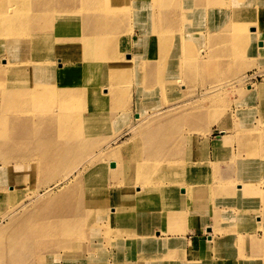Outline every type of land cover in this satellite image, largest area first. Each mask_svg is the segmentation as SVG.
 Wrapping results in <instances>:
<instances>
[{"label":"rangeland","instance_id":"1","mask_svg":"<svg viewBox=\"0 0 264 264\" xmlns=\"http://www.w3.org/2000/svg\"><path fill=\"white\" fill-rule=\"evenodd\" d=\"M185 1L190 10H187L184 17L182 13V17L178 15V9L185 4L184 0L166 2L163 7L158 9L161 17H167L164 26L170 30L169 45H179L180 52L171 48L166 53V57H160L163 51L161 47L162 51L159 52L155 48L156 53L155 51L153 53V46L151 52L148 51L150 44L146 43L145 38L141 44L138 43L142 32L136 18L128 20L124 17L121 27L101 40L100 44L104 45L108 38L121 44V50L124 52L117 53V63L125 62L129 55H134L137 58L134 60L140 65L138 75L131 74L134 67L129 69L126 65L123 68L121 64L114 66L111 63L110 66L96 64L97 61H108V52L105 47L92 52L89 58L96 69L95 74L89 79L83 78L71 83H77L80 89L70 93L74 94V98L68 99L69 107L63 109L65 113L78 110L76 116L72 120L68 117L70 121L67 125L63 123L64 116H60L59 125L63 128L52 136V145L50 150L45 149L42 152V161L37 160L38 156L32 152L29 142H39L40 140L35 139L42 135L36 127L33 115L38 114L39 111L46 114L49 109L38 106L31 114L26 113V109H20L17 105H13V108L7 112L11 117L21 113L24 118L28 119L29 127H23L20 131L24 139L26 136L28 139L19 141V144L22 142V157L19 160L26 163L19 171L20 180L17 182L19 190L14 198H4L0 193V264H73L75 262L80 264L85 260V257L87 264H136L133 257L135 243L123 242V239H128L129 234H134L138 226L141 227L138 222L139 219H142L143 212L148 216L143 219L147 222L145 231L151 230L150 233H153L154 236L159 234L155 231H160V235L157 236L159 239L162 238L160 239L162 243L156 248L162 252L165 250L170 253L168 256H159L163 258L161 259L163 264H184L189 260L190 250L196 248L202 251L200 256L194 257V261H199L198 263L206 259L217 262L220 259L236 258V264H264L262 261L264 238L260 237L264 232V225L259 224V221L262 220V212L259 213V211L264 208V198L256 197L257 200L253 196L244 198L256 200L253 202L254 208L248 212V209L244 210L234 202L239 198H229L230 194L216 196L217 203L222 202L233 207L237 216L234 212L235 217L229 220L228 217H225L226 214L217 215L222 219L219 227L217 225L215 229L208 228L206 230L205 226L200 225L204 203L206 199L208 200L205 196L212 190L206 174L204 179H200V185L196 184L197 180H195L192 181V185H189L191 187L183 188L190 191L188 198L170 200L137 196L140 195L136 192L137 187L142 193L147 194L150 181L154 179L157 169L168 164L180 167L181 163H185L183 166L185 173L191 174L194 171L201 177L200 165L202 164L200 162H203L205 169L208 168V138L214 135L217 137L223 135L224 140H228L230 137V141H223L226 149L222 148L221 154L220 152L214 154L212 149L214 156L220 158L219 156L224 154H235L238 158V173L229 179L221 180L218 177L217 183L228 186L234 184L235 180H240L241 183L246 181L247 184L248 180L246 179L250 177H246L243 170L250 169L252 178L259 179L258 189H264V159H262L264 158V130L260 129L259 132H254L252 137L245 134L251 125L264 128V90L262 94L246 92V88L251 86L255 88L257 83L264 82V53L258 54L254 58L251 57L253 54L247 53V50L241 46L236 57L233 55L230 57L225 48L224 50L221 48L222 53L215 51L211 41H207L208 36L204 43L200 42V35L211 31V28L208 27L211 25L208 20L211 13L219 15L220 9L228 8L230 2L221 1L216 5V3H212L216 0H207L206 2L209 3L204 6L205 13L200 16V4H192L193 0ZM237 2L238 6H241L240 8L252 13V18L260 17V23H263L264 14L261 11L259 14L258 9L264 5V0H237ZM127 5L128 0L126 4H118L116 7L127 15L125 11ZM214 5L216 8L213 7ZM8 6L19 7L20 5L19 3L11 4L8 0H0V8L5 12L8 11L6 9ZM88 7H92L90 3L79 8L75 7L76 11H72V18L77 19V15L89 10ZM138 7L140 8L139 5ZM196 7L197 10L193 11L192 9ZM71 16L68 12V19ZM246 17L249 18V16ZM69 23V20H66L55 26L54 29L57 33L52 34L50 39L56 43H59L57 40L60 38L72 39L74 32L71 27L69 32L65 33H61L64 30L60 29ZM156 24L155 22L153 25L155 28ZM6 26L5 21L0 22L1 30H4ZM116 32L119 34L116 35ZM146 33L147 36L149 30ZM127 38L130 40L128 43ZM181 39H185V41H181ZM26 40L22 35L15 39L0 38V103L2 102L1 95L8 90L16 97L13 101L24 104L25 100H21V98L25 99L24 95L40 87L42 76L39 71L28 74L32 64L26 59L31 53L28 50L31 46ZM125 44L128 46L126 47ZM145 46L147 47L144 51ZM232 47H234V43H232ZM73 48V45L66 47L67 52L64 57L74 64L79 60V56L73 51ZM226 53L230 60L223 57L226 56ZM179 54L181 60L178 59ZM10 56L15 58L10 59ZM161 58H163V65L159 62ZM231 60L232 62L228 63L229 66L226 65V62ZM248 60H251L252 64L248 63ZM151 63L152 66L156 64L159 67L155 70L158 75L156 74L155 77L152 74L143 77L142 69H147L146 66H150ZM14 67H16L15 71ZM8 77H30L33 80L30 82L29 88L25 83L20 84V80L13 84L6 82L5 79ZM155 78H157V83ZM146 80L147 82H145ZM88 86H93L95 90L87 91ZM145 87H148V90ZM98 89L107 93L108 97L96 100ZM68 92L63 90L55 96V99H60L62 93L67 96ZM79 109L84 110L85 114L91 111H94V114L91 118L87 115L78 116L77 114L81 112ZM133 121L136 122V125L131 130ZM150 128H156L158 132V136L153 139L148 133ZM227 128L230 129L227 130ZM159 133L162 136H159ZM48 134L49 132L43 135ZM6 136L0 135V143H3L0 146V152H9L11 149L7 147L8 143H11V136ZM235 138L234 144L237 147L233 149L232 140ZM125 141H128V144L124 152L115 156L109 155L112 150L118 148ZM246 142L250 144L247 149H245ZM160 143H162V148L164 143V148L159 150L161 153L153 154L154 145ZM174 147H177L174 154L167 152L169 148L173 149ZM68 148L73 149V155L69 153L64 155V151ZM181 148L183 151H189L184 157L185 161L182 160L180 154ZM16 150L18 149L16 148ZM23 151L25 152L23 153ZM7 156L9 157V154H2L0 159ZM14 158L17 157L14 155L9 159V162L13 163ZM63 160L65 161L63 162ZM1 162L0 166H2ZM196 168L199 169V172ZM28 175L30 176L27 177ZM61 176L64 177L60 179ZM123 179L126 180V185L129 187V196L122 198L126 199V202L121 204L123 189L120 183ZM217 183L212 191H216L219 186ZM0 185L2 186L0 191L8 192L9 187H14L15 183L2 181ZM61 187L63 188L59 191ZM37 190L39 193L40 191L44 193L39 197L40 199L37 198L29 203L30 197ZM104 191H110L111 194L116 195L110 205L117 206V200H119L117 207L96 208L97 205H101L100 201L103 199L100 194ZM196 195L200 198H196ZM213 195L214 193L211 197ZM118 196L120 198H117ZM47 198H55V200L45 203L47 209L37 210L36 207L41 206ZM107 202L105 200L104 204H108ZM23 203L26 205L25 208L16 209ZM158 204L165 208L160 209ZM140 208H143L144 211L142 212ZM80 209V215L76 219L74 217L75 210ZM155 210H157V215H160L159 218L169 217L166 222L154 221L149 218ZM241 212L248 213L240 216ZM218 218L216 219L219 221ZM78 220L82 225L81 231L85 234L74 238L70 248L58 247L59 240L56 235L62 233L68 226L77 224ZM34 222L35 227L33 226ZM44 222L54 225L45 230ZM27 230H31L28 237L31 236L32 239L40 235L38 232L51 233L52 237L49 238V243H56L55 251L50 252L49 248L37 249L31 243L29 246L24 245L25 243L22 241L26 237L24 232ZM121 230L125 231L123 238L122 234L120 235ZM249 231H255V234L261 239L257 242L263 252L254 250L256 246L252 245L251 238L244 237ZM200 232L209 235L217 234L218 239L213 244H210L208 239L200 247V239L196 237L193 244H188V237L198 235ZM15 233H19L21 239L12 243L9 238ZM118 237L122 238L120 245L113 242ZM233 245L237 247L236 250L235 248L231 250ZM236 251L237 255H234ZM115 256L119 257L117 261L113 260Z\"/></svg>","mask_w":264,"mask_h":264},{"label":"bare ground","instance_id":"2","mask_svg":"<svg viewBox=\"0 0 264 264\" xmlns=\"http://www.w3.org/2000/svg\"><path fill=\"white\" fill-rule=\"evenodd\" d=\"M126 1L127 0H8L9 3L11 4L19 3L20 6L19 7L8 6L6 7V9L8 10L7 12H5L4 9L0 8V22L5 21L7 23V26L4 30L0 29V38L6 37V38L15 39L20 35H22V37H25L27 39L26 42L28 41L27 43L31 46V48H29L28 50H30L32 53V54L29 53L28 59H26L27 61H30L29 63L32 64V66L29 67L30 71L28 72V74L34 73V71H39V74L42 76L40 87L38 89H35L33 92L24 95L25 99L21 98V100H25L24 104H22V102L13 101L16 99V97L13 96V94L8 90L4 91L3 94L1 95L2 102L0 103V135L1 136L7 135L6 137L11 136L10 139L11 143H8L7 146L11 149L9 152H0V155L9 154L10 158H13L14 155L17 157L16 159L14 158L15 161H13L15 165H12L13 163L9 162L10 158L8 156L0 159V161H2L1 162L2 166H0V172H1L0 182L4 181V182L15 183L14 187L13 186L9 187L8 192L0 191V193L3 195L4 198H14V196L17 194L19 190V186L17 185V182L20 180L19 171L22 169L23 164H26L25 162L19 160L22 157V153H21L22 142H20L19 144V141L20 139L22 141L28 139L27 136L26 139H24V137L20 134V131L22 130L23 127L28 128L29 122L28 119L24 118L21 113L16 114L13 117L7 114L10 108H13V105H17L20 109H26V113H31V114L34 108H38V106L41 108L49 109V112L46 114L41 113L39 111L38 114L33 115L35 119L36 127L42 133V135H39V137L35 140H40V141L34 143L33 141L29 142L27 140V142H29L32 152L38 156L37 160L42 161L41 160L42 152H44L45 149L50 150V146L52 145V141H51L52 136L58 131H61L63 128L61 125H59L60 116L63 115L65 118L63 121L64 125H67V123L76 116L78 110L71 113H65L63 112V109L69 107L67 103L68 99L74 98V94H70V93L77 92V90L80 89V86L77 83L75 84H71V83L80 81V79L83 78L89 79L90 76H93L95 74L96 69L95 67H93L89 58V55L92 52L96 51L97 49H101L105 47V49L108 52V57H107L108 61L101 60V61H97L96 64L99 63V66H103L104 64L110 66V63L113 66L121 64L123 68H125L124 65H126L129 69L134 67V70H131L132 71L131 74L138 75L139 72L138 70L140 69L139 68L140 65H138L139 63L134 60L137 59L134 55L132 56L129 55L126 58L125 62L119 61V63H117V53L119 54L121 52H124L121 50V44L119 42L111 41V39L108 38L106 40L105 45L100 44L103 38L110 36L108 34L116 31L117 28L121 27L124 17H126L128 20L129 18L130 20L136 18L138 25H140V27L139 26L138 27L142 32L140 39L138 40V43L141 44V41L145 38L146 43L150 44V46L148 47L149 49L148 51L151 52L152 46L154 47L153 53L155 51V48L156 50H158V52L162 51L161 50L162 48L163 51L160 57L161 56L166 57V53L169 52L171 48H173L174 50H178L180 52L179 45L178 46L169 45L168 41L170 37H168L169 36L168 34L170 30H168V28L164 26L166 24L165 22L167 17H161L162 15L158 11V9L163 7L166 4V2L167 3L169 1L173 2L174 0H168V1L167 0H128L127 9L125 10L127 12V15L124 12H121L120 8L117 9L116 7V5L118 4H122V5L126 4ZM206 1L207 0H193L192 2V4H200V16L201 14L204 15L205 13L204 6L205 4L209 3ZM221 1H229L230 5L228 6V8L225 7L221 8L219 15H217V13H211L208 19L209 23L211 24L208 27L211 28V31L209 33L206 32L207 35L201 34L200 42L204 43L207 40L206 36H208L207 41H211L213 49L215 51H218V53L219 52L222 53L221 51H223L225 48L226 52L228 53V56L230 57L232 55L233 57H236V53L238 52L241 46L243 47V49L247 50V53L253 54L251 55V57L254 58L256 57V55L258 56V54L264 53V20L262 21L263 23H260V17L252 18V13H248V11H246L244 8H240L241 6L240 5L238 6L237 0H220L219 2ZM217 2L218 0L212 3L217 4ZM88 3H90L92 7H88L89 10H87L85 13L81 12L79 15H77L78 16L77 19H73L71 14H73L72 11H76L75 7L79 8L80 6H83ZM184 3H185L184 6L178 9L179 10L178 15L180 17L182 16L184 17V14L187 13V10H190L189 8H187V2L185 0ZM138 5L140 6V8L138 7ZM192 10L196 11L197 7L193 8ZM260 11L261 13L264 14V5L258 9L259 14ZM68 12H70V16H71V18L69 19H68ZM131 13H133V15H131ZM214 15L216 18L220 19V21H218L217 23H214ZM246 16H249V18H247ZM66 20H69L70 23L64 28H60L64 30L61 31V33L69 32V28L71 27L74 32L72 33L74 34L73 38L72 39H67V37L60 38V40H57V42L59 43L53 42L50 38L52 34L57 33L54 27L59 25L62 21H66ZM155 22L157 23L156 28L155 26H153ZM147 30H149V33L146 36ZM117 34H119V32H116V35ZM181 41H185V39H181ZM231 41L232 43H234V47H232ZM128 42H130V40H128L127 38V43ZM72 45L74 46L73 51L79 56V60L74 64L72 63V61H68L64 57L67 52L66 47ZM125 46L127 47L128 44H125ZM146 47L147 46H145L144 51L146 50ZM221 48H223V50ZM156 52L157 51H155V53ZM227 53L226 56L223 57H226L228 60H230L227 56ZM9 58L13 59L15 57L10 56ZM162 59L163 58H161V60L159 59L158 60L163 65ZM178 59L181 60L180 54ZM231 62L232 60L230 62H226L227 63L226 65L229 66ZM234 62L235 60L233 61V63ZM247 62L252 64L251 60L250 61L248 60ZM152 63L150 66H146L147 69L146 68L142 69L143 77L150 76L152 74L156 77L157 73L155 72V70H157V68L159 67H157L156 64L152 66L153 65ZM6 67H8V65H6ZM15 68L16 67H14V71ZM157 78H155V81ZM17 80L21 81L20 84L25 83V85H27V87L30 88L29 84L33 79L30 77H19V78L8 77L5 79L6 82H12V84L15 83ZM145 82H147V80ZM263 85L264 82L257 83L255 88H253L252 86L246 88V92L248 94H253L254 92L262 94L264 90ZM145 88H147L148 90V87ZM63 90L69 91L67 93V96H65L63 92L61 98L56 100L55 96L58 95ZM86 90L93 92L95 88L93 86H88ZM105 97H108V94L103 92L101 89H98L97 97L95 99L103 100ZM79 110L81 112L77 114L78 116L87 115L89 118H91L94 114V111L87 112L85 114L84 110L81 109ZM68 117L70 120L68 119ZM131 123H134L133 126L131 127L132 130V128L135 127L136 122L133 121ZM64 127L67 128L68 126H64ZM151 128L148 133L149 135H151V138L153 139L154 137L158 136V132L156 128L153 129ZM228 129L230 128H227V130ZM260 129L264 130V128H262L261 126L258 127L256 125L255 126L251 125L249 128H247L246 133H248L247 135L249 137H252V134L254 132H259ZM47 132H49L48 135H43L46 134ZM20 136H22V138H20ZM159 136L162 135L159 133ZM127 144L128 141H125L123 144L119 145L118 148L112 150L109 155L115 156L124 152V149L127 146ZM2 145L3 143H0V146ZM249 145L250 144L246 142L245 149H247ZM16 148L18 150H16ZM163 148H164V143H163ZM163 148H162V143L158 145H154L152 153L155 155L156 154L159 155L161 153V151L159 150H162ZM222 148H224L223 150L226 149V146L223 142L221 144L220 143L215 144L212 147L214 154H217L219 151L221 154V152H223ZM176 150L177 147L176 148L174 147L173 149L169 148L167 152L168 153L172 152V154H174ZM24 152L25 151H23V153ZM68 153L73 155V149L68 148L67 150L64 151V155H67ZM188 153L189 151L187 150L183 151V149L181 148L180 154L182 156V160L184 161L186 160L184 159V157L187 156ZM29 154L31 155V157H33L31 153ZM64 161L65 160H63V162ZM184 164L181 163L180 167H176L175 164H170V165L168 164L163 166L162 168L157 169L154 179L150 181V187L148 188L149 191L146 192L147 194L142 193L140 188L137 187L138 190L136 192L137 194H140L137 196L167 198L170 200L174 198H188L190 191L185 190L183 188L185 187L188 189V187H191L189 185L193 184L192 181L195 180H197L196 184L200 185V174L194 173V171L191 172V174L185 173L183 167ZM196 170H198L199 172L198 168H196ZM243 171L246 177L247 176L250 177L246 179L248 180L249 184L248 183L246 184V181L241 183L240 180H235V182L233 181L234 184H230L228 186H222L217 183L219 186L216 188V191H212V190L209 191L208 194L205 196V198H210L213 193L214 196L216 195L220 197L224 196L225 194L226 195L230 194L229 198H239L238 200L234 201L235 203H238L239 207L243 208L244 210L248 209V212L252 210L254 208L253 202L257 200L256 197L264 198V189L262 190L258 189L257 183L259 179L252 178L250 169H244ZM263 171H264V166H263ZM29 176L30 175H28L27 177ZM63 177L61 176L60 179H62ZM120 184H121V188L123 189L120 201L121 204H124L126 202V199H122V198H128L126 196H129V191H128L129 187L126 185L125 179H123L122 183ZM0 188H2L1 185ZM62 188L63 187H61L59 191H61ZM247 189L248 191H246ZM43 193L44 192L41 191L39 193L37 190L36 193L32 197H30L29 203L39 198ZM111 193L112 192L110 191L101 192L100 197L103 200L100 201L101 205H97L96 208H104L106 206L110 208L117 207L119 200H117V206L110 205L116 196ZM247 196H253L256 200L244 199L247 198ZM117 198H120V196H118ZM196 198H200V196L196 195ZM54 200L55 198H49V199L47 198V200H45L41 206L36 207V209L37 210L47 209V205L45 203L47 201H54ZM105 200L108 201L107 202L108 204H104ZM25 207L26 205L23 203L20 206H18L16 209L25 208ZM158 207L160 209L165 208V206H159V204ZM140 210L142 212L144 211L143 208H140ZM111 211L114 212L113 210ZM80 212L81 209L75 210L74 217L76 219L77 217H79ZM248 212H244V213L241 212L239 215L240 216H243V214L247 215ZM236 213L237 212H235V216H237ZM259 213H261L262 215L261 218H263L264 208H262V210L259 211ZM235 216L233 215V218ZM14 217H16V215H14ZM146 217H148L147 214L143 212L142 219H139L138 222V224L143 229L138 226L136 232L134 234H129L128 239H123V242L128 241V243L130 242L132 244L135 243V247L133 248L135 250V253L133 257L135 258L134 260L136 261V264H145L146 261L147 264H163L161 261V259L163 258L160 257L168 256L170 253L165 250L164 252H162L161 250H158L156 248L157 245L162 243V240H160L162 238L159 239L157 236L160 235V231H155L156 233L159 232V234H156L155 236L153 235V233H150L151 230L146 232L145 228L147 226V222L143 220ZM159 217L160 215H157V210H155L152 216H149L151 220L154 219V221L157 220L159 222L161 221L166 222V220L169 218L166 217L164 219H161ZM44 225H45L44 229L47 230L51 225L54 224H49L44 222ZM217 225L219 227V224ZM217 225H215L214 227H217ZM263 225H264V221L262 223V226ZM33 226L35 227V222ZM214 227L208 226L209 229ZM81 229H82V225H80V222L78 220L77 224H74V226L70 225L64 231H62V233L57 234L56 237L59 240L58 247L66 248V249L70 248V244L72 243L74 238H77V236L81 234L82 235L85 234L84 232L81 231ZM121 231L122 233H120V235L122 234V238H123V233L125 231L123 230ZM29 232H31V230L30 231L27 230L24 232L26 233L24 234L26 237L22 241L25 243L24 245L29 246L31 243V245L33 247L35 245V248L37 249L49 248L51 250L50 252H53V250L55 251L56 243H49V238L52 237L50 236L51 233L38 232L40 235L35 236L36 238L32 239L31 236L28 237ZM19 235H20L19 233H15V235L10 237L9 239L12 241V243H15V240L21 239ZM209 236L210 239L208 240V242H210V244H213L218 239L217 234L211 233ZM119 237L113 240V242H116L117 245L122 244L121 243L122 238ZM244 237L251 238L252 245L256 246L254 250H257L258 252H263L262 249L260 250L259 242H257L260 241L261 239L258 238V236L255 234V231L247 232L246 235H244ZM260 237L264 238V232H262ZM12 249L14 250V248ZM200 253H202L200 249L197 248L193 250L191 249L189 254V260L188 261L186 260L187 262L184 264H222L221 260H224V259H220L217 262H215V260L211 262L210 261L207 262V260H203L200 263H198L199 261H194V257L200 256ZM234 255H237V251L236 253L234 252ZM69 256L71 257V255ZM118 258L119 257L115 256L113 257V260L117 261ZM236 260H237L236 258L226 259V261H229L230 264H236ZM262 261H264V256H262ZM73 264H79V263L75 262ZM80 264H87L86 257L85 260H83ZM127 264H131V263H127Z\"/></svg>","mask_w":264,"mask_h":264},{"label":"crops","instance_id":"3","mask_svg":"<svg viewBox=\"0 0 264 264\" xmlns=\"http://www.w3.org/2000/svg\"><path fill=\"white\" fill-rule=\"evenodd\" d=\"M219 1L220 0H218L217 4L219 3ZM216 5H214L213 7H215ZM218 21H220V19L216 18L214 15V23H217ZM226 134L229 137L228 133H226ZM245 134L247 135L248 133H245ZM222 136L217 137L216 135H214V136L208 138V155H207V157H208V159H207L208 160L207 161L208 168L205 169L203 162H200V164H202V165H200V167H201L200 173H202L200 179L201 180L204 179L205 174H206L207 175L206 177L208 178V182L211 184L212 190H214V186L217 183L218 177L221 180L229 179L238 173L237 172L238 171V165H237L238 164L237 163L238 158L235 156V154H232V155L231 154H224L223 156H219L220 158L213 155L212 146L214 143L215 144H219V143L221 144L223 141H230V137L228 138V140H224V138H222ZM235 142H236V138L232 140V148L233 149L237 147V145L234 144ZM202 176H204V177L202 178ZM223 214H226L225 217H229L230 219L233 218V214H234L233 207H231L229 205H225L222 202L217 203L216 195L215 196L213 195L211 198H208V200L206 199V202L204 203L203 213L200 216V225L205 226L206 230L208 229V227H206V226H213L214 227L215 225L219 224L222 221V219L218 218L217 215H223ZM216 218H218L219 221ZM263 221H264V218H262V220L259 221V224H262ZM214 229H215V227H214ZM196 237L198 239H200L199 240L200 247L203 244H205L208 239H210V236L208 233L205 234V232L204 233L200 232V234H198V235L189 236L188 237V244H193ZM190 239H192V240H190ZM221 247H223V246H221ZM233 248H235V250H236L237 247L235 245H233V247H231V250H233ZM206 260H207V262L212 261L210 259H206ZM221 262H222V264H230L229 261H226V260H221Z\"/></svg>","mask_w":264,"mask_h":264}]
</instances>
